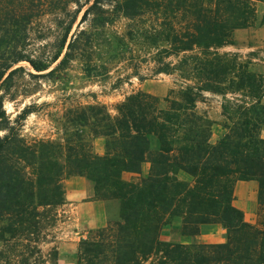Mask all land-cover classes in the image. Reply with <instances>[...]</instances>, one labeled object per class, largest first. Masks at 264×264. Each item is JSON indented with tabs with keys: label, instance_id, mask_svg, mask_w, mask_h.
<instances>
[{
	"label": "trees",
	"instance_id": "obj_1",
	"mask_svg": "<svg viewBox=\"0 0 264 264\" xmlns=\"http://www.w3.org/2000/svg\"><path fill=\"white\" fill-rule=\"evenodd\" d=\"M79 2L51 0L50 4L68 14V6H79ZM103 5L104 0H93L81 22L93 14L99 24L107 23L98 16ZM155 9L163 15L159 41L167 43L155 54V73L177 70L192 84L181 88L167 108H159L156 98L142 91L128 96L115 116L102 107L92 108L96 111L94 134L105 138L103 155L92 152L83 141L67 146L65 155L57 154L64 147L57 141H27L5 118L0 96V128L6 131L0 136L2 247L14 241L25 247L29 241L34 250L39 235H52L65 203L62 180L84 174L101 199L120 203V220L82 239L74 264H264V229L246 222L233 203L235 184L256 180L264 206V74L252 71L249 62L220 51L231 31L252 25L251 0H116L113 12L133 19ZM80 10L62 27L49 65L59 60L64 48L65 53L48 74L63 69L93 38L79 31L67 42ZM168 13L184 23L170 24ZM171 56L182 57L173 64L167 61ZM30 63L39 72L48 68ZM203 92L224 98L226 133L214 145L209 141L212 123L196 112ZM29 113L24 109L15 122L25 120ZM151 135L159 142L155 151L150 150ZM145 162L150 168L141 176ZM125 174L141 177L126 180ZM174 221L181 222L184 237L196 236L201 225L219 223L227 232V241L163 240L164 228ZM14 264L30 263L20 259Z\"/></svg>",
	"mask_w": 264,
	"mask_h": 264
},
{
	"label": "rangeland",
	"instance_id": "obj_2",
	"mask_svg": "<svg viewBox=\"0 0 264 264\" xmlns=\"http://www.w3.org/2000/svg\"><path fill=\"white\" fill-rule=\"evenodd\" d=\"M51 0H0V96L5 118L15 125L19 134L29 142L52 140L64 145L57 151L65 155L67 146L85 142L92 152L103 155L105 138L94 134L92 108L102 107L110 115H117V107L128 96L142 91L156 98L159 108H167L178 97V91L192 82L181 78L175 70L171 74L155 73V54L163 45L158 34L162 31L161 10H150L143 16L129 19L113 12L116 0H104L102 16L107 19L99 24L93 14L81 22L83 12L93 0H80L68 6L69 13L52 7ZM61 6V4H60ZM255 19L247 28L233 30L220 51L236 56L239 61L249 62L252 71L264 74V0H251ZM59 7V6H58ZM80 10L70 31L67 42L79 31L93 35L83 50L76 52L67 65L48 74L63 58L49 65L63 34V28L73 13ZM170 24L182 25L181 18L174 20L168 13ZM153 40H157L154 44ZM182 56H171L167 61L177 63ZM18 59H22L18 61ZM30 61L48 65L39 72ZM18 69L9 78L7 75ZM231 97L228 95V98ZM222 95L203 92L196 103V112L212 123L210 143L216 144L226 133L228 119L223 113ZM24 109L30 113L25 120L18 118ZM84 116L86 121L83 122ZM83 119V120H82ZM6 133L0 128V136ZM264 138V127L261 131ZM150 150L159 148L156 136H150ZM150 164L142 165L141 176L148 174ZM141 176L125 174L126 180ZM186 178L184 175H180ZM65 203L52 235H39L36 248L15 245L6 248L0 244V264H14L26 259L34 264H74L80 241L94 235L98 229L120 220V203L115 199H101L94 191V184L84 174L65 176L62 180ZM234 206L244 214L246 222L264 229V206L258 196L256 180L240 181L234 187ZM196 236L184 237L181 222L166 226L161 238L171 242H196L219 244L227 241V232L219 223L201 225ZM203 232H202V231ZM28 238L29 236H24ZM221 241V242H220ZM39 253L35 254V251ZM56 251V253H55ZM22 255V256H21Z\"/></svg>",
	"mask_w": 264,
	"mask_h": 264
},
{
	"label": "crops",
	"instance_id": "obj_3",
	"mask_svg": "<svg viewBox=\"0 0 264 264\" xmlns=\"http://www.w3.org/2000/svg\"><path fill=\"white\" fill-rule=\"evenodd\" d=\"M202 230H203V227H200ZM201 230V231H202ZM203 232V231H202ZM196 237H197V240L200 242H207V241H205V240H203L202 238H203V234H197L196 235ZM221 242V241H220Z\"/></svg>",
	"mask_w": 264,
	"mask_h": 264
}]
</instances>
